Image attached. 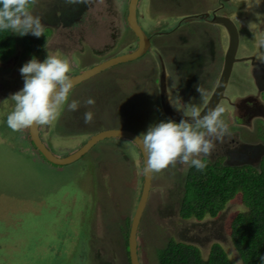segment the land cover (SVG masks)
I'll use <instances>...</instances> for the list:
<instances>
[{
	"label": "rangeland",
	"instance_id": "1",
	"mask_svg": "<svg viewBox=\"0 0 264 264\" xmlns=\"http://www.w3.org/2000/svg\"><path fill=\"white\" fill-rule=\"evenodd\" d=\"M237 1L239 0H218V4H224L219 11L228 15L227 5L231 7L233 2L236 10L231 14L243 11L245 4L243 1L237 4ZM140 2L139 18L143 13V21L146 24L161 25L162 29L168 28L166 23L162 25L161 22L165 18L164 12L176 14V17L172 18L176 21L169 20L170 23L174 21L175 24L184 17L197 16L210 4V0H140ZM174 2L180 3L179 9H174L177 8L173 6ZM170 3H172L170 7H167ZM261 4L264 6V0H261ZM68 9H78L82 12L81 18L72 21L69 20V16V18L63 17L62 10ZM30 11L34 16L40 17L44 25L45 36L41 48L36 50L33 46L32 53L24 57L26 55L24 36L14 33L13 53L7 60L0 62V264H41L45 259L47 246L49 249L50 243L52 247L61 240L68 253L66 258L61 255V262L58 264H129L125 250L127 232L121 237L119 226L125 224V217L132 218L141 193L144 165L137 146L129 139L126 141L106 139L93 147L87 155L89 157H84L70 166L60 167L43 161L41 157L31 155L33 150L30 147L28 129L13 132L6 123L7 115L14 108L10 96L21 90L24 84L19 69L33 56L41 62L47 55L67 58L72 64L70 75L73 76L98 59L102 60L116 52L133 50L137 45V39L126 19L127 2L126 0H91L89 4H84L69 3L68 0H36ZM258 14L261 22L258 20L257 25L264 27V8ZM200 24H202L200 34L206 31L205 37L201 40L193 32L188 38L186 31L189 33L192 28L189 27L190 25H183L177 28L178 30L160 37L159 41L168 63L173 56L175 58L180 54L186 55L184 51H190L186 43L192 42L193 54L197 55L195 59L184 66L178 64L176 74H173L172 70L169 71L170 75L173 74L172 78L175 77L181 86L191 89L196 88V83L193 82L195 71L196 76L203 72L202 69H194V64L203 55H207V70L214 78L212 84L216 85L227 49L226 39L222 41V45L216 46L214 36L205 29L211 25L206 27L204 23ZM245 28L250 30L247 26ZM222 33L225 37V32ZM183 40L186 42H182ZM169 41L172 45L170 48L167 45L169 51H166L164 48L166 46L163 44ZM251 42L255 43V40ZM246 43L242 41L238 55L252 54L260 59L261 52L257 53L256 48L249 50ZM100 50L103 55H100ZM260 51L264 53V49ZM160 57L162 55L154 51L151 55L147 54L146 57L129 65L103 71L72 90L70 94L72 98L69 97V102L73 99L80 101V108L76 112H71L65 106L54 126H40V135L46 144L58 156H65L77 150L87 138L100 130L132 127L142 133L147 131L149 125L167 120V116L163 118L162 108L160 112L162 117L157 115L160 119L158 121L155 120V115L149 116L152 112L151 108L145 112L147 108L141 106L147 103L146 99L153 100L152 93L157 90L155 84L153 83L154 88L150 86L148 78L136 82L143 72L149 75L150 72L157 70L156 62ZM202 59L204 61V58ZM183 60L181 58L180 62L182 63ZM242 65L236 64L232 71L225 91L227 103L235 96L242 97L247 92L258 89L251 74L252 66L244 69ZM180 67L184 74L183 71L180 72ZM160 69V72L164 73L165 105L171 111L180 114L171 106L173 103L170 98L168 99L167 69L164 65L160 66ZM139 82L142 87L140 90ZM118 88L122 91L121 99H112L114 90ZM90 97L94 98L95 104L85 105L83 102ZM258 101L264 106V98L259 97ZM219 105L225 104L219 103ZM233 108L234 106L230 112L227 107L230 113L226 111V116H223L226 122L230 116L233 118ZM86 111L94 113L90 124L83 122V114ZM148 116L150 119L147 118ZM259 119L264 120L260 116L251 115L249 125L230 126L224 143L216 142L211 157L199 158L205 162L219 159L225 165L253 164L258 168L264 156V125ZM238 121L243 120L238 119ZM189 168L188 165L178 163L175 167L153 173L150 197L138 234L142 264H158L156 252L171 238L198 246L204 258L208 257L212 245L219 243L233 264H243L238 252L232 246L230 235L234 217L246 209L241 195L228 202L216 217L206 216L202 220L182 218L180 208ZM92 199L97 201L93 206L91 223L89 222L88 226L89 232H93L88 250L90 255L81 259L82 251H77L76 247L88 244V235L81 239L77 230L73 237L69 238L68 233L61 235L59 231L69 218L70 208L72 212L77 209L75 215H71V219L75 221L74 228L82 224L79 226L80 231L85 221H89L87 218L89 215H86L83 206H90ZM57 216L61 221L57 220ZM73 250L77 252L78 261Z\"/></svg>",
	"mask_w": 264,
	"mask_h": 264
},
{
	"label": "clouds",
	"instance_id": "2",
	"mask_svg": "<svg viewBox=\"0 0 264 264\" xmlns=\"http://www.w3.org/2000/svg\"><path fill=\"white\" fill-rule=\"evenodd\" d=\"M68 2L89 4L91 0H68ZM35 3L36 0H0V31L11 30L21 37L31 34L39 38L44 35L41 18L34 16L30 11V7ZM243 3L246 5L245 11H249L258 7L261 0H243ZM254 27V23H249L251 31ZM260 31L262 32L258 35L256 33L252 35L256 47L264 49V30ZM240 40L244 42L241 37ZM261 54L260 59L264 61L262 51ZM248 56L256 57L252 54ZM247 63L250 68V62ZM19 71L24 80L23 88L10 96L14 102V108L7 115L6 120L8 128L13 132H22L32 127H52L59 120L65 106L71 112L79 110L80 101L73 99L69 102L74 87V81L70 75L72 64L69 59L59 55H47L41 62L33 56ZM196 91L201 98L207 95L205 89L199 86ZM249 93L255 97L257 90L247 92L244 96ZM261 95L258 98H262ZM83 103L94 105L95 100L90 97ZM171 106L181 114L178 122L168 116L169 119L149 125L146 132L140 133L135 138L146 155L143 169L145 175L160 173L169 167H175L178 163L202 171L207 164L199 157L210 158L216 148V142L224 143L225 136L229 134V125L223 119L227 111L225 105L209 107L203 115L199 106L181 104L179 98ZM258 106H261L259 101ZM93 118V112H84L83 122L85 124H90ZM237 124L240 126L244 123L237 122ZM127 252L129 254V250ZM129 262L131 264L130 260ZM260 264H264V255L260 256Z\"/></svg>",
	"mask_w": 264,
	"mask_h": 264
},
{
	"label": "trees",
	"instance_id": "3",
	"mask_svg": "<svg viewBox=\"0 0 264 264\" xmlns=\"http://www.w3.org/2000/svg\"><path fill=\"white\" fill-rule=\"evenodd\" d=\"M44 36L45 34L39 38L31 34L24 36L26 53L24 57L32 53L33 46L36 50L41 48ZM14 37L11 30L0 31V62L7 60L13 53ZM221 38H223V33H221ZM206 164L207 167L202 171L190 167L187 172L180 208L181 217L184 219L196 218V220H202L206 216L216 217L228 202L241 195L246 209L240 211L231 223L232 246L238 252L243 264H260V256L264 255V156L260 160L258 168L253 164L225 165L219 159L214 162H206ZM96 201L97 199L95 201L92 199L90 206L83 207L84 211L87 212L86 215H89L87 217L89 221H85L83 228L79 231L81 239L86 234L88 235V244L85 243L81 247H76L77 251H82L80 253L81 259L87 257L90 243L88 226ZM127 223L130 226L131 218L127 219ZM70 224L69 221L65 223L66 228L71 231L74 225ZM86 225L87 228H85ZM124 232H127L124 236L127 239L128 247V230L123 229ZM62 242L63 240L58 242L59 247L58 244L51 247L52 243H50L49 249L47 246L45 256L43 255L45 259L41 264H58L61 262V255L67 257L68 249ZM73 253L78 261L77 252L73 250ZM157 259L158 264H233L219 243L213 244L208 257L204 258L198 246L184 241H176L172 238L157 251Z\"/></svg>",
	"mask_w": 264,
	"mask_h": 264
},
{
	"label": "water",
	"instance_id": "4",
	"mask_svg": "<svg viewBox=\"0 0 264 264\" xmlns=\"http://www.w3.org/2000/svg\"><path fill=\"white\" fill-rule=\"evenodd\" d=\"M138 1L139 0H130L129 14H128V22L130 26L132 27V29L134 30V32L136 33L137 37L139 38L137 49H135L134 51L130 53L119 55L115 58L101 62L98 65H95L94 67L87 69L83 73L73 76L72 79L74 81V86L80 83L81 81L88 79L91 76L99 73L100 71L105 70L117 63L135 60L141 57L142 55H144L148 51V49L151 46V42H150V38L147 36V34L144 32V30L138 23V18H137ZM242 1L243 0L237 1V4H239V2H242ZM245 8L246 7L244 5L243 9L245 10ZM263 8L264 6L260 4L258 7H254L253 9L249 10V12H246L243 10V12L233 13L231 14V16L230 15L229 16L228 15L215 16L212 18V21H214L215 23H218L224 30L223 32H225V37H223L222 39L223 41L225 39L227 40L228 46L225 51L224 65H223V69L220 74L219 80L214 88L212 96L209 98L207 103L201 109L202 115L206 113L209 107H215L219 105V103L225 98V91H226L227 85L229 83V80H230V77H231V74H232V71L235 65L236 64L239 65L241 62L249 61L250 66H252L251 74L254 77L255 83L258 87L257 93H256L257 95H255L254 97L252 96L251 93H249L248 95L242 96V97L235 96L234 101L232 103L234 105L233 117H236V118L242 117L239 114L243 115L242 109H244L246 110L245 112L246 116L248 117L251 115L260 116L264 119V106L263 105L258 106V96H260L264 91V62L255 56H248V54L247 56L238 55L240 43H242V40H240V33H239L238 26L249 27V23H254L255 27L253 28V32L256 34L258 32H262L258 29L259 27V25H257L258 20L259 22H261V18L258 19L257 14L258 12H261ZM196 18H198V16L184 17L183 19H180L176 24L185 22V20H192ZM163 79L164 77L162 75L160 79V84H161V89L164 92V80ZM249 96H252L253 98ZM165 102L166 100L163 99L162 101L163 109L166 112L167 116H169L171 119L176 120L178 122L181 119V115L171 111L167 107V105H165ZM237 106L239 108H237ZM236 110L238 111V113H236ZM239 123L245 124V120ZM29 132H30V138L33 144L39 150L42 156L46 160H48L50 163L55 164V165L64 166V165L72 164L76 162L77 160H79L82 156H84L100 140H103L109 137H121V138L130 139L133 142H135L137 146H139L142 156H143V164L145 166L146 155L142 149V146H140L135 140L138 134L130 130L107 129V130L100 131L97 134L92 135L86 141V143L82 147H80L76 152L71 153L66 156H58L54 154L47 147L46 143L41 138L39 127H32L29 129ZM152 180H153V174L145 175L144 173V181H143V185L141 188L139 201L136 204V207L134 209L133 216L131 219V227H130V232H129V245H128L131 264H142V261L140 259L139 248H138L139 247L138 230H139L141 220H142L144 211L146 209V206L149 200L150 191L152 188ZM88 210L90 211V208ZM76 211L77 209H75L72 212V208H70L69 218L67 219V222L69 221L71 223L70 225H73V224L75 225V221H72L71 215L74 216ZM59 216H61V214H59ZM59 216H57L58 217L57 220L61 221V218ZM80 225L82 224L75 226L76 228L72 226L73 228L70 231L68 228H66V225L64 224L60 228L61 232L60 231L59 232L68 233V237L70 238V237H73L74 233L77 230L79 232Z\"/></svg>",
	"mask_w": 264,
	"mask_h": 264
},
{
	"label": "flooded vegetation",
	"instance_id": "5",
	"mask_svg": "<svg viewBox=\"0 0 264 264\" xmlns=\"http://www.w3.org/2000/svg\"><path fill=\"white\" fill-rule=\"evenodd\" d=\"M200 1H202V0H200ZM126 2H127V12H126V19H127V22H128V14H129V4H130V0H126ZM139 3H141L140 2V0L138 1V7L140 6V4ZM219 2H218V0H210V4L208 5V8H204V10L200 13V14H197V16H198V18H196V19H192V20H185V22H181L180 24H173L174 23V21H173V23H170L169 22V20L170 19H172V18H174V17H176L175 15L176 14H173V13H171V12H164V14L163 15H165V18L161 21L162 22V25L163 24H167V26H168V28H164V29H162L161 28V25H157V26H153V25H150V24H146L144 21H143V18H144V15H143V13L141 14V17L139 18V11H138V9H137V18H138V23L140 24V26L142 27V29L144 30V32L147 34V36L150 38V42H151V46H150V48L148 49V51L144 54V55H142L141 57H139V58H137V59H135V60H130V61H126V62H120V63H117V64H115V65H113V66H111V67H109V68H107V69H105V70H102V71H100L99 73H97V74H95V75H93V76H91L90 78H88V79H85V80H83V81H81L80 83H78V84H76L74 87H73V90L74 89H77V87L79 86V85H81L82 83H84L85 81H87V80H89V79H91V78H93V77H95V76H97V75H99L101 72H103V71H107V70H109V69H112V68H114V67H118V66H123V65H129L130 63H132V62H135V61H137V60H141V58H143V57H146V55L147 54H149V55H151L152 53H154V51L157 53V54H161L162 55V57H160L159 58V61L158 62H156L157 64V67L155 68V69H157L156 71H152V72H150V74L148 75H146L144 72L142 73V76L139 78V79H137L136 80V82L139 80H143V79H146L147 80V78L149 79V83H150V86H152L153 88H154V86H153V83L155 84V88L157 89L156 91H154L152 94H153V100L151 101H149L148 99H146L147 100V103H145V105H141L142 107H144V109H145V107L147 108V109H145V112L148 110L149 111V109L151 108V114L149 115L150 117H152V116H156V117H154L155 118V120H158V121H160V119L158 118V116H160V117H162V115H161V113L160 112H162L161 111V108L163 109V104H162V101H163V99H164V96L165 95H163V91H162V89H161V84H160V79H161V76L164 74V73H161L160 72V66L161 67H163V65L165 66V68L167 69V79H168V87H169V93H168V99L170 98V100L172 101V103L173 104H175L176 103V101H177V98H179V102L181 103H183V104H185V103H194V104H196L197 106H199V107H203L206 103H207V101L209 100V98L212 96V93H213V91H214V89H213V87H214V85L215 84H212V81L214 80V78L212 77V74L210 73V72H208V68H207V62H206V57H207V55H203V56H201L200 57V59H199V61L198 62H196L194 65V69H197V70H203V72H202V74L201 75H199V76H196V71H195V78L193 79V82H195L196 83V88H197V86H199V87H201V88H203V89H205V91H206V93H207V95L204 97V98H201L200 97V95H199V93L196 91V88H194V89H191L190 87H183V86H181L180 85V83L176 80V78L174 77V78H172V75L173 74H176V71L178 70V64H182L183 66L186 64V63H188V62H191V61H193L194 59H195V57L197 56V55H194L193 53V51H194V49H193V44H192V42L190 41L189 43H186L187 44V46L188 47H190L189 48V52H187V51H184V48H183V51H184V53H186V55H182V54H180V59L181 58H183L184 60L182 61V63L180 62V59H179V57H175L174 58V56L173 57H171L170 58V62L168 63L167 61H166V59H165V57H164V53H163V48H161L162 47V45H160L159 44V41H160V37H164V35H166V34H168V33H171V32H173V31H176V30H178L177 28H179V27H181V26H189L190 28H192V30H190L189 31V33L186 31V34H188V38H190V36L192 35L191 33L193 32V33H195L197 36H198V38L201 40V39H203L204 37H205V34H206V31H203V34H200V25H202V24H200V23H204L205 24V26L206 25H211V27H207V28H205V29H208V31H209V33L212 35V36H214V40H215V42H214V40H213V42L214 43H216V46H217V44H221L222 45V38H221V33L224 31L223 29H222V27L218 24V23H215L214 21H212V18L213 17H215V16H225V14H223V12H221V11H219L221 8H223L224 7V4L222 3V4H218ZM172 3H170V4H167L168 6L167 7H170V5H171ZM230 4V3H229ZM261 4V3H260ZM76 5H78V4H76ZM180 5V3H178V2H174V4H173V6H176L177 8H174V9H179V6ZM218 5V6H217ZM263 5V4H262ZM227 7H228V10H227V8H226V11H228V16L229 15H231V12H233L234 10H236V6H235V3L233 2V3H231V7H229L228 5H227ZM87 8V7H86ZM200 8H201V6H200ZM63 11V17H68L69 18V20H79L80 18H81V16H82V12H80V11H78V9H68V10H62ZM170 11H172V9H170ZM176 11V10H175ZM140 12H142V10H141V8H140ZM241 12H243V11H241ZM162 14V13H161ZM194 16V15H193ZM68 20V21H69ZM165 20V21H164ZM172 20H175V19H172ZM172 20H171V22H172ZM176 21V20H175ZM197 22H199V23H197ZM128 24H129V22H128ZM161 24V23H160ZM172 25L173 24V26H169V25ZM148 25V26H147ZM176 25V26H175ZM129 27L131 28V32L136 36V39H137V45L135 46V48H133V50H131V51H129V52H127V51H125V52H116L115 54H113V55H110L109 57H106V58H102V60H96V62H94V63H92L88 68H86L85 70H83L82 72H79V73H77V74H75V75H73V76H76V75H78V74H80V73H83L84 71H86L87 69H89V68H91V67H94L95 65H98L99 63H101V62H104V61H107V60H109V59H112V58H115V57H117V56H119V55H124V54H127V53H130V52H132V51H134L135 49H137V47H138V43H139V38L137 37V35H136V33L134 32V30L132 29V27L130 26V24H129ZM238 28H239V33H240V37L241 38H243L244 39V41L245 42H247L246 44H247V46H248V48H249V50H253L254 48H256V45H255V43H253V42H251L252 40H253V32H251L250 30L248 31L246 28H242V27H240V26H238ZM259 29L260 30H264V27H262L261 25H259ZM170 31V32H169ZM207 34H208V32H207ZM185 40H183L182 42H184ZM162 42V41H161ZM182 42H180V43H182ZM186 42V41H185ZM206 44V43H205ZM240 44H242V43H240ZM169 46V48H170V46L172 45V43L169 41V42H167L166 44H163V46H166V47H164V48H166V51H169V48H167L168 46ZM180 44H178V46H179ZM158 47H160V48H158ZM175 48L177 49V46H175ZM179 48V47H178ZM181 48V47H180ZM158 49H160V50H158ZM187 49V48H186ZM185 49V50H186ZM182 50V49H181ZM180 50V51H181ZM101 54L100 55H103V53H102V51L100 50L99 51ZM182 52V51H181ZM225 54V53H224ZM225 56V55H224ZM187 57V58H186ZM202 58H204V61H203V59ZM179 59V60H178ZM240 64H243L242 66L244 67V69L245 68H248L249 67V64L247 63V62H241ZM212 65H213V63H212ZM223 65H224V59H223ZM223 65H222V67H221V72H222V69H223ZM216 68V67H215ZM182 68L180 67V72H182L183 70H181ZM172 70V72H173V74L172 75H170V73H169V71H171ZM178 72V71H177ZM221 72H220V74H221ZM169 73V74H168ZM183 74H184V71L182 72ZM220 74H218V78L220 77ZM73 76H71V77H73ZM163 77H164V75H163ZM202 78V80H199V79H201ZM217 78V80H216V84H217V82H218V79ZM131 80V82H132V79H130ZM140 81V82H141ZM140 82H139V87H138V89L140 90V88H142L141 86H140ZM138 83V82H137ZM191 83H192V80H191ZM190 84V83H189ZM117 85V84H116ZM209 85V86H208ZM216 86V85H215ZM215 88V87H214ZM119 89V88H118ZM115 89L114 90V92H113V98L112 99H118V100H120L121 99V90L119 89ZM157 92V93H156ZM82 94H83V92H82ZM82 94H80V95H82ZM261 97L262 98H264V94H262L261 95ZM70 98H72V97H70ZM233 101H234V99H230V102L229 103H227V98H226V96H225V98L220 102V103H224L225 105H226V107H229V110H230V112H231V109H232V107L234 106L232 103H233ZM242 104H244V103H242ZM163 111H164V109H163ZM228 112V111H227ZM230 112H228V113H230ZM242 112H243V115H242V117H238V118H236V117H233V118H231V116H230V118L229 119H227L228 120V122H227V124L229 125V127L231 126V127H234V126H236V125H238L237 124V122H240V121H238V119H242V120H245V124H250L249 123V120H248V116H246L245 115V112H246V110H244V109H242ZM162 114L164 115V117L163 118H165L166 116H167V114H166V112L164 111V112H162ZM158 115V116H157ZM147 117L148 119H150V117ZM224 116H226V114L224 115ZM168 117V116H167ZM167 119H169V117L167 118ZM154 122H156L154 119H152ZM237 120V122H236V124H234L235 123V121ZM132 121H135V120H132ZM259 121H260V123L261 124H263L264 125V120H261V119H259ZM264 127V126H263ZM40 128V127H39ZM107 129H125V130H130V131H133V132H135V133H137L138 135L140 134L139 132H138V129L137 128H132V127H128V128H106V129H103V130H107ZM103 130H100V131H103ZM28 131H29V129H28ZM100 131H98V132H100ZM98 132H96V133H94V134H92V135H95V134H97ZM29 135H30V132H29ZM91 135V136H92ZM90 136V137H91ZM89 137V138H90ZM41 138H42V136H41ZM89 138H87V140L89 139ZM106 139H111V140H125L126 141V139L127 138H121V137H109V138H106ZM106 139H103V140H106ZM42 140L44 141V139L42 138ZM86 140V141H87ZM103 140H100L98 143H96L95 145H97V144H99L101 141H103ZM130 140V139H129ZM86 141L85 142H83V144L80 146V147H82L85 143H86ZM131 142H133L132 140H130ZM45 142V141H44ZM30 147L32 148V150H33V153L31 154V155H33V156H35V157H41L42 158V160L43 161H45V162H49L48 160H46L42 155H41V153L39 152V151H37L36 149V147H35V145L33 144V142H32V140H31V138H30ZM46 143V142H45ZM136 146H137V144L135 143V142H133ZM47 145V144H46ZM95 145L93 146V147H95ZM34 146V147H33ZM47 147L50 149V147L47 145ZM79 147V148H80ZM93 147L84 155V156H82L80 159H82V158H87L86 156L90 153V151L93 149ZM36 148V149H35ZM78 148V149H79ZM137 148L139 149V151H140V153H141V150H140V148H139V146H137ZM77 149V150H78ZM51 150V149H50ZM77 150H75L74 152H76ZM52 151V150H51ZM54 154H56L54 151H52ZM74 152H72V153H74ZM71 154V153H70ZM57 155V154H56ZM67 155H69V154H67ZM26 156H27V154H26ZM28 156H30L29 154H28ZM32 156V157H33ZM66 156V155H65ZM141 156H142V153H141ZM34 157V158H35ZM89 157V156H88ZM33 159V158H32ZM79 159V160H80ZM142 159H143V156H142ZM79 160H77L76 162H78ZM76 162H74V163H72V164H75ZM50 163V162H49ZM52 164V163H51ZM72 164H68V165H64V166H70V165H72ZM53 165H55V164H53ZM144 165V164H143ZM55 166H60V167H64V166H62V165H55ZM143 169H144V167H143ZM144 181V170H143V177H142V182ZM150 197V196H149ZM149 201V200H148ZM108 207V206H107ZM128 218H130V217H125V224L124 225H120L119 226V228H120V233H121V237H124V233H123V229H127V227H128V230H129V228H130V226H129V224L127 223V219ZM143 218V217H142ZM143 220V219H142ZM92 236H93V232H91L90 233V243H89V247H88V250H89V248H90V245H91V242H92V240H91V238H92ZM92 247V246H91ZM125 250H126V253L128 254V248H127V245H125ZM158 251V250H157ZM88 253H87V257H89V255H90V253H89V251H87ZM156 254H157V252H156ZM127 260H128V263L130 264V262H129V254H128V258H127Z\"/></svg>",
	"mask_w": 264,
	"mask_h": 264
},
{
	"label": "crops",
	"instance_id": "6",
	"mask_svg": "<svg viewBox=\"0 0 264 264\" xmlns=\"http://www.w3.org/2000/svg\"><path fill=\"white\" fill-rule=\"evenodd\" d=\"M255 45H256V43H255ZM256 49H257V53L261 52L260 49H258L257 47H256Z\"/></svg>",
	"mask_w": 264,
	"mask_h": 264
}]
</instances>
